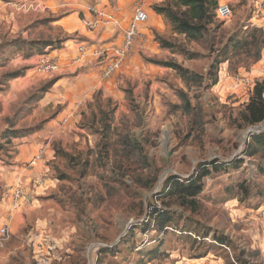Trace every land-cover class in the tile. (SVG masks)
I'll return each mask as SVG.
<instances>
[{"label": "rangeland", "instance_id": "1", "mask_svg": "<svg viewBox=\"0 0 264 264\" xmlns=\"http://www.w3.org/2000/svg\"><path fill=\"white\" fill-rule=\"evenodd\" d=\"M223 1L231 9L224 33L252 23L264 27L251 21L257 0ZM12 8L16 11L5 12L12 15L10 23H0V43L19 38L31 44L8 46L3 56L7 71L22 74L0 92V226L8 225L0 264H35L32 249L39 240L54 247L49 264H264V162L242 156L248 128L240 118L255 82L264 81V50L259 62L236 72L220 65L217 84L206 87L208 59L187 60L154 40H176L163 20L162 32L149 34L131 61L101 80L97 69L74 63L75 44L68 41L73 37L51 25L64 11L26 21L27 13ZM14 22L18 31L11 34ZM39 39L67 41L40 52L32 43ZM185 48L206 54L194 43ZM27 52L30 59L23 58ZM42 54L59 61L54 74L35 69ZM160 61L201 75V88L192 83L188 89L173 70L155 64ZM6 70L0 69V76ZM236 79L247 83L235 88ZM45 86L47 93L38 94ZM180 92L192 105L199 102L202 124L177 108ZM6 132L12 137L5 143ZM22 151L26 160L17 161ZM240 157L244 163L238 169H207L199 196L203 211L188 236L139 229L143 210L166 177L186 178L208 163ZM32 158L38 164L30 170ZM16 169L23 171L30 205L7 221ZM131 227L137 228L128 236ZM216 237L224 244L214 242ZM105 247L115 253L101 256L98 250ZM154 248L158 253L151 254Z\"/></svg>", "mask_w": 264, "mask_h": 264}, {"label": "trees", "instance_id": "2", "mask_svg": "<svg viewBox=\"0 0 264 264\" xmlns=\"http://www.w3.org/2000/svg\"><path fill=\"white\" fill-rule=\"evenodd\" d=\"M229 6V4H228ZM218 0H165L160 5H155L151 9L161 17L170 28L172 35L176 40L171 41L155 36V41L161 49L167 50L172 54L178 53L187 60L203 59L209 60L210 65L207 72L206 87H212L217 84V73L220 65L226 63L229 72H236L241 67H250L262 58L264 50V27L256 25L246 26L245 29H239L231 34L223 32L224 21L217 17ZM230 8V7H229ZM231 11V9H230ZM27 27V29H29ZM67 40H42L39 39L34 45H40L38 51L46 52L48 48L54 45L64 44ZM197 44L206 52L205 55L195 51H189L185 48L187 44ZM31 41L26 39H15L9 42L0 43V69L6 70V61L3 59L4 50L11 45L30 47ZM33 45V44H32ZM31 45V46H32ZM30 50V49H27ZM31 54V53H30ZM46 54V53H45ZM42 54L38 57L44 56ZM31 55L27 52L23 58L30 59ZM158 66L169 68L179 75L188 89L194 84L201 88L203 78L201 75L183 68L173 61L155 62ZM20 71H4L0 78V92L7 87V82L19 77ZM205 87V86H204ZM205 87V88H206ZM48 87L45 86L38 94L47 93ZM37 97L36 101L42 99ZM33 98V97H32ZM178 98L181 102L180 108L185 116L193 117L198 124H202L203 109L199 102L192 105L188 96L180 92ZM35 100V99H34ZM243 125L250 129L261 124L264 121V81L255 82L251 96L240 114ZM10 127L15 124L9 120ZM109 128V127H107ZM37 130V129H36ZM35 130V131H36ZM12 136L3 134L5 143ZM3 146L0 145V151ZM242 156L253 159L256 162H264V128L258 133H249L247 141L244 143ZM152 168V163L148 162ZM244 163L242 157L232 160L230 163L218 164L217 162L208 163L201 166L197 173L186 178H180L176 175H169L162 182L161 188L154 194V201L148 203L146 210H143L141 216L144 219L139 223V229L143 234L155 231L156 233L166 234L168 230L181 232V235L188 236L191 230L196 229L197 221L194 218L203 211L199 196L203 191V179L206 178L211 168L213 171L221 169H238ZM258 166L260 164L258 163ZM157 202V204H156ZM137 228V227H136ZM135 227L128 230V236H132ZM179 229V230H178ZM208 234L205 237L207 238ZM161 242V240H159ZM214 242L224 244L225 239L216 237ZM114 247L100 248L98 253L102 255L115 253ZM159 249H152L150 252L158 253Z\"/></svg>", "mask_w": 264, "mask_h": 264}, {"label": "built area", "instance_id": "3", "mask_svg": "<svg viewBox=\"0 0 264 264\" xmlns=\"http://www.w3.org/2000/svg\"><path fill=\"white\" fill-rule=\"evenodd\" d=\"M17 2L18 10L33 11L41 8L39 2H30L26 0H14ZM148 0H132L131 17L127 26L122 32L121 41L118 44H109L99 42L96 44L77 43L75 46L74 63L85 65L88 61L93 62L95 68L98 70V76L101 80L110 79L117 73L124 65L131 61L138 50H142L148 38L147 34L142 31L148 21ZM86 15L82 16L80 23L83 28L89 32L99 31L107 26H116L117 21L112 12L105 11L100 8L88 6L85 8ZM217 17L222 21H227L231 18V11L227 3L223 0H218ZM260 25H264V0H257L253 17L251 21H256ZM259 26L257 23H252ZM35 69L44 75H52L58 70V60L44 55L38 57ZM247 81L236 79L234 87L238 88L246 84ZM59 123L63 126L67 123V118H63ZM37 159V157H36ZM33 159L28 164V169H31L36 163ZM35 183H39L38 180ZM10 214L7 221L12 220L14 213L30 205L29 195L25 191V187L20 180H17L12 188L10 196ZM8 224V223H7ZM8 225L0 226V249L4 247L8 237ZM44 242V243H43ZM38 241L33 244L32 253L34 255L35 264H49V251L53 250L50 242Z\"/></svg>", "mask_w": 264, "mask_h": 264}, {"label": "crops", "instance_id": "4", "mask_svg": "<svg viewBox=\"0 0 264 264\" xmlns=\"http://www.w3.org/2000/svg\"><path fill=\"white\" fill-rule=\"evenodd\" d=\"M43 3L41 8L38 10L33 11H22L23 13H27V17H23L26 21L29 20L31 16L38 15L40 16H47L48 14L53 15L56 11H64L65 14L59 17L58 20L52 21V26H58L62 29L63 34L71 38L72 40H68L70 43L75 44L73 47L76 46L77 43H89V44H96L99 42L109 43V44H118L121 41L122 32L128 24V21L131 17V7H132V0H113L112 5L109 4L108 0H40ZM164 0H148V21L143 29L144 34H151L153 31L155 32H162L164 30V21L161 17L157 16L153 11L152 7L154 5H159L163 3ZM17 2L14 0H0V23L6 22L10 23L12 19L11 14H5L6 11L14 10L12 6H16ZM88 6H92L95 8H100L105 11L112 12L116 18L117 25L116 26H107L99 31L89 32L85 30L80 23V19L82 16L86 15L85 8ZM54 9L56 11H54ZM16 11V10H14ZM62 13V12H60ZM11 18V19H10ZM18 24L14 22L11 25L10 33H15L18 31ZM14 31V32H13ZM68 42V43H69ZM53 53V52H52ZM59 63V61H58ZM85 66H89L90 69H96L93 62L88 61ZM33 146H30V149L33 151ZM22 156H25V152L22 151L19 154L17 161H23ZM33 160V158L29 161V163ZM28 163V164H29ZM37 161L34 166L30 169L32 170L37 166ZM15 176L17 178H13L12 182L20 180V178L24 175L21 169L15 171ZM21 181V180H20ZM10 201V200H9ZM18 214V213H16ZM2 220H0L1 222Z\"/></svg>", "mask_w": 264, "mask_h": 264}, {"label": "water", "instance_id": "5", "mask_svg": "<svg viewBox=\"0 0 264 264\" xmlns=\"http://www.w3.org/2000/svg\"><path fill=\"white\" fill-rule=\"evenodd\" d=\"M263 128H264V121H263L261 124L255 126V127H251L250 129H248V131H247V135H248L249 133H258V132H260V130L263 129Z\"/></svg>", "mask_w": 264, "mask_h": 264}]
</instances>
